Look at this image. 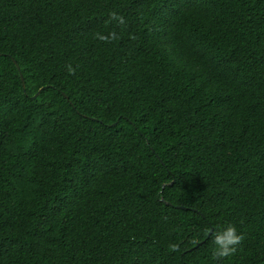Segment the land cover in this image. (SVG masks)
<instances>
[{
	"label": "trees",
	"instance_id": "16d2710c",
	"mask_svg": "<svg viewBox=\"0 0 264 264\" xmlns=\"http://www.w3.org/2000/svg\"><path fill=\"white\" fill-rule=\"evenodd\" d=\"M0 264H264V0H0Z\"/></svg>",
	"mask_w": 264,
	"mask_h": 264
},
{
	"label": "clouds",
	"instance_id": "9594fccd",
	"mask_svg": "<svg viewBox=\"0 0 264 264\" xmlns=\"http://www.w3.org/2000/svg\"><path fill=\"white\" fill-rule=\"evenodd\" d=\"M115 22L117 27L120 28L121 32H123L127 28V22L124 16L119 15L117 12H112L109 15V20L107 23ZM95 38L99 41L105 43H112L118 39H120V35L115 31H111L108 34H103L100 32L95 33ZM134 38V37H133ZM68 72L71 75L75 74V69L71 67V65H67ZM244 236L238 232L237 227L234 224H229L222 230L216 231L212 235V257L216 261L227 260L232 257L236 251L238 246L242 243ZM169 252H178L180 250V245L178 243H170L168 245Z\"/></svg>",
	"mask_w": 264,
	"mask_h": 264
},
{
	"label": "water",
	"instance_id": "95a60500",
	"mask_svg": "<svg viewBox=\"0 0 264 264\" xmlns=\"http://www.w3.org/2000/svg\"><path fill=\"white\" fill-rule=\"evenodd\" d=\"M16 63V62H15ZM16 66H17V68H18V70H19V72H20V77H21V80H22V83H23V88H24V92H26V87H25V80H24V77H23V74H22V72H21V69H20V67H19V65L16 63ZM40 94V92L39 93H37L34 97H33V99H36L37 97H38V95ZM173 183H174V181L171 183V185H173ZM178 208H181V209H189V208H185V207H183V206H177ZM213 232V229H211V231H210V234Z\"/></svg>",
	"mask_w": 264,
	"mask_h": 264
}]
</instances>
